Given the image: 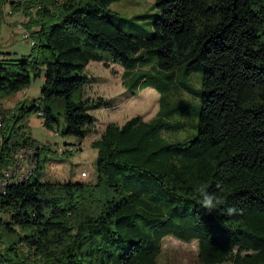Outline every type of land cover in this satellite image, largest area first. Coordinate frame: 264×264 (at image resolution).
<instances>
[{
	"label": "trees",
	"instance_id": "trees-1",
	"mask_svg": "<svg viewBox=\"0 0 264 264\" xmlns=\"http://www.w3.org/2000/svg\"><path fill=\"white\" fill-rule=\"evenodd\" d=\"M117 1L0 0V14L8 5L24 16L32 43L28 57L0 59V177L18 150L35 152L30 176L0 191V264H159L167 238L196 242L199 264H264V0H152L157 17L148 39L127 36L108 19ZM150 51L155 67L141 55ZM91 62L123 67L132 96L136 72L150 68L170 79L201 65L196 135L166 139L182 125L160 113L111 123L91 143L93 182H46L42 154L50 150L31 141L27 117L38 114L60 136L47 103L63 99L61 135L75 138L80 151L94 125V102L85 97ZM31 73L43 77L38 100L4 108L30 86ZM145 75L134 85L160 94L165 84ZM200 183L220 200L218 209L201 207Z\"/></svg>",
	"mask_w": 264,
	"mask_h": 264
},
{
	"label": "rangeland",
	"instance_id": "rangeland-1",
	"mask_svg": "<svg viewBox=\"0 0 264 264\" xmlns=\"http://www.w3.org/2000/svg\"><path fill=\"white\" fill-rule=\"evenodd\" d=\"M112 15L108 19L124 34L136 38L148 39L152 36V24L157 13L152 0H119L109 7ZM26 22L24 16L12 14L8 5L2 7L0 14V59L3 55H11L12 59L21 60L28 57L31 48L22 25ZM150 52L141 55L148 58V67L156 66V59ZM33 56H38L34 50ZM39 61H41L39 59ZM123 67L110 65L108 68L101 63L91 62L86 67L85 76L90 79L85 90V97L94 102L89 114L93 119V128L81 143V150L73 137L61 134L65 129L64 101L53 99L47 103L53 113L56 131L47 130L44 119L36 113L27 117L28 136L39 146H48L49 151L42 154L46 159L43 164V180L46 182H93L95 180L96 151L91 148V142L98 139L100 133L108 124L122 126L133 117H140L143 121H151L158 113L171 126L176 123L182 125L174 132L163 133V136L176 141H190L196 135L198 114L200 110L199 93L202 80V66L199 64L183 67L176 71L170 79L156 74L150 68L135 73L134 80L129 81L135 96H132L123 85ZM146 77L161 80L164 88L160 94L153 88L143 89L135 83L140 73ZM155 84V82H152ZM43 85L42 74L35 78L31 73L30 86L22 92L3 101V107H13L19 102L31 106L40 96ZM161 97V99H160ZM173 111V112H172ZM181 111H185L182 113ZM171 113V114H170ZM169 115V116H167ZM183 115V116H182ZM72 151L71 154L62 152ZM65 154V155H64ZM87 172L88 178L82 177L81 172ZM159 264H199L197 259V243H184L174 238H167L161 244Z\"/></svg>",
	"mask_w": 264,
	"mask_h": 264
},
{
	"label": "built area",
	"instance_id": "built-area-1",
	"mask_svg": "<svg viewBox=\"0 0 264 264\" xmlns=\"http://www.w3.org/2000/svg\"><path fill=\"white\" fill-rule=\"evenodd\" d=\"M24 37V39L28 40V35L26 33ZM29 45H32V43L29 42ZM34 154L35 152L33 151V149L29 148L20 149L14 154L13 164L7 170H5L0 177V191H2L3 187L6 184L10 182H20L30 176L35 165V160L33 157ZM81 176L84 178H88L89 174L87 172H83Z\"/></svg>",
	"mask_w": 264,
	"mask_h": 264
},
{
	"label": "clouds",
	"instance_id": "clouds-1",
	"mask_svg": "<svg viewBox=\"0 0 264 264\" xmlns=\"http://www.w3.org/2000/svg\"><path fill=\"white\" fill-rule=\"evenodd\" d=\"M194 192L197 195L198 201L202 208L208 211H213L218 209L220 200L211 192L208 191V186L206 183H200L194 188Z\"/></svg>",
	"mask_w": 264,
	"mask_h": 264
},
{
	"label": "crops",
	"instance_id": "crops-1",
	"mask_svg": "<svg viewBox=\"0 0 264 264\" xmlns=\"http://www.w3.org/2000/svg\"><path fill=\"white\" fill-rule=\"evenodd\" d=\"M122 75H123V74H122ZM4 107H5V106H4ZM7 108H11V107H7ZM100 134H101V133H100ZM99 136H100V135H99ZM93 141H94V140H93ZM93 141H92V142H93ZM92 142H91V143H92ZM84 172H85V171H84ZM81 173H83V172H81ZM80 175H81V174H80Z\"/></svg>",
	"mask_w": 264,
	"mask_h": 264
}]
</instances>
